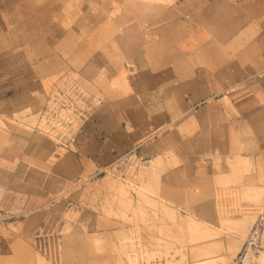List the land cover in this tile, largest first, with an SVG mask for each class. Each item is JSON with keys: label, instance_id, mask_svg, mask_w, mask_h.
I'll list each match as a JSON object with an SVG mask.
<instances>
[{"label": "rangeland", "instance_id": "1", "mask_svg": "<svg viewBox=\"0 0 264 264\" xmlns=\"http://www.w3.org/2000/svg\"><path fill=\"white\" fill-rule=\"evenodd\" d=\"M240 2L247 9L234 11ZM259 2L0 0V73L34 70L44 88L38 116L22 130L73 148L97 105L132 89L135 67L125 56L159 36L161 23L174 33L177 15L191 26L218 9L241 16L237 34L250 42L264 34ZM97 51L110 58L101 70L90 60ZM255 106L242 113L216 95L200 110L197 137L176 141L166 127L148 157L132 152L56 193L40 171L31 182L7 181L16 156L0 119V264H230L264 212V103Z\"/></svg>", "mask_w": 264, "mask_h": 264}, {"label": "crops", "instance_id": "2", "mask_svg": "<svg viewBox=\"0 0 264 264\" xmlns=\"http://www.w3.org/2000/svg\"><path fill=\"white\" fill-rule=\"evenodd\" d=\"M262 3L260 0L256 4L261 17ZM245 4L240 2L232 8L245 10ZM184 7L177 5V12ZM240 17L233 19L215 9L207 19L194 18L190 26L183 16L177 15L174 33L161 23L159 36L145 40L138 52L125 56L135 67L132 89L125 96L103 99L70 149H60L32 128L28 133L22 130L39 113L44 92L40 75L34 70L29 75L27 69L1 72L3 137L14 142L7 153L16 156L6 162L7 181L31 182L40 171L49 193L57 189L67 192L81 176L89 179L132 152L148 157L157 149V143L152 142L154 135L166 127H173L171 133L176 141L183 142L188 133L197 137L200 130L196 125L205 119L200 110L216 95L242 113L257 103L263 104L264 34L250 42L247 38L240 40L237 33L246 24ZM172 34L175 46L168 47ZM254 46L256 51L252 53ZM108 59L103 51L90 57L96 60V69H100V61Z\"/></svg>", "mask_w": 264, "mask_h": 264}, {"label": "built area", "instance_id": "3", "mask_svg": "<svg viewBox=\"0 0 264 264\" xmlns=\"http://www.w3.org/2000/svg\"><path fill=\"white\" fill-rule=\"evenodd\" d=\"M54 93V90H53ZM70 141L73 140L71 136ZM264 212H260L250 226L244 241L230 264H264Z\"/></svg>", "mask_w": 264, "mask_h": 264}, {"label": "bare ground", "instance_id": "4", "mask_svg": "<svg viewBox=\"0 0 264 264\" xmlns=\"http://www.w3.org/2000/svg\"><path fill=\"white\" fill-rule=\"evenodd\" d=\"M225 250H224V253H225V255L228 257L230 254H231V252L233 251V247H226L225 246V248H224Z\"/></svg>", "mask_w": 264, "mask_h": 264}]
</instances>
